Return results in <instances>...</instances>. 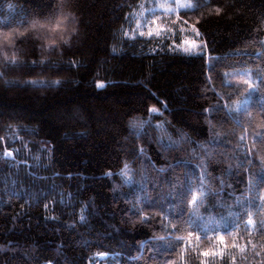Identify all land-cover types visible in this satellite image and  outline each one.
<instances>
[{
  "label": "trees",
  "instance_id": "obj_1",
  "mask_svg": "<svg viewBox=\"0 0 264 264\" xmlns=\"http://www.w3.org/2000/svg\"><path fill=\"white\" fill-rule=\"evenodd\" d=\"M140 1L0 0V264H264V0H193L211 64Z\"/></svg>",
  "mask_w": 264,
  "mask_h": 264
},
{
  "label": "rangeland",
  "instance_id": "obj_2",
  "mask_svg": "<svg viewBox=\"0 0 264 264\" xmlns=\"http://www.w3.org/2000/svg\"><path fill=\"white\" fill-rule=\"evenodd\" d=\"M192 8L193 0H141L130 13L129 26L125 30L124 36L127 38L142 37L167 40L173 50L184 54H204L211 64L205 44L195 29V25L188 16L182 15ZM60 21L63 23L59 24L57 28ZM35 28L44 33L57 34L65 31L66 21L55 20L47 24L37 25ZM53 29L56 30L53 31ZM0 37L3 36L0 34ZM227 77V82L230 85L240 87L242 94L239 99L225 103V105L228 111H238L243 108L247 94L252 90L250 73L248 71L231 73ZM7 155L11 156V153L8 152ZM121 176L130 183L131 169L129 166L124 167ZM99 258L105 259L106 256L102 255Z\"/></svg>",
  "mask_w": 264,
  "mask_h": 264
},
{
  "label": "clouds",
  "instance_id": "obj_3",
  "mask_svg": "<svg viewBox=\"0 0 264 264\" xmlns=\"http://www.w3.org/2000/svg\"><path fill=\"white\" fill-rule=\"evenodd\" d=\"M72 34L73 35L75 34L74 31L72 32ZM68 39H70V37L65 39L64 42L67 43ZM14 47L15 45L11 37H0V56H2L4 60L6 61L11 60L15 62L16 54L15 52L12 51Z\"/></svg>",
  "mask_w": 264,
  "mask_h": 264
},
{
  "label": "snow or ice",
  "instance_id": "obj_4",
  "mask_svg": "<svg viewBox=\"0 0 264 264\" xmlns=\"http://www.w3.org/2000/svg\"><path fill=\"white\" fill-rule=\"evenodd\" d=\"M10 7H11V5H10ZM63 23V21H60L59 23H58V25H57V28L59 27V24H62ZM42 27V26H41ZM56 29H53V31H55ZM149 34H151V33H149ZM53 43H54V41H53ZM153 111L155 112L156 110L155 109H153ZM221 240L223 239V237H221L220 238Z\"/></svg>",
  "mask_w": 264,
  "mask_h": 264
}]
</instances>
